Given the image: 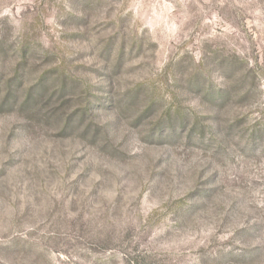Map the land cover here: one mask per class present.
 <instances>
[{
	"label": "rangeland",
	"instance_id": "rangeland-1",
	"mask_svg": "<svg viewBox=\"0 0 264 264\" xmlns=\"http://www.w3.org/2000/svg\"><path fill=\"white\" fill-rule=\"evenodd\" d=\"M0 264H264V0H0Z\"/></svg>",
	"mask_w": 264,
	"mask_h": 264
}]
</instances>
